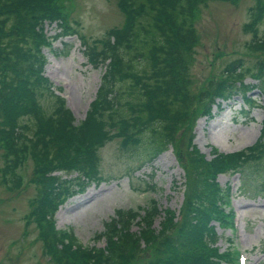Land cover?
I'll return each instance as SVG.
<instances>
[{
  "label": "trees",
  "instance_id": "1",
  "mask_svg": "<svg viewBox=\"0 0 264 264\" xmlns=\"http://www.w3.org/2000/svg\"><path fill=\"white\" fill-rule=\"evenodd\" d=\"M119 1L126 12L123 26L108 31L98 52L85 44L89 60L108 62L86 118L76 122L65 98L56 93L60 88L44 75L47 58L43 52L51 45L45 21L60 26L51 39L74 35L69 23L73 2L0 0L4 172L14 173L26 157L34 160L35 197L29 216L40 227L43 246L56 264H131L149 245L152 258L147 264H218L227 254L218 253L214 246L220 236L212 223L231 228L235 214L227 211L230 187L220 186L216 178L228 172L243 175L245 169L264 177V117L258 139L246 150L221 153L214 149L210 161L196 149L189 150L188 183L178 216L172 210L162 213L155 201L142 212L119 209L97 234L106 244L96 250L82 245L73 232L54 228L57 207L81 190L84 181L102 179L96 172L97 145L110 135L111 128L118 127L124 136L122 145L138 153L140 168L175 146L177 130L187 124L197 102L207 104L204 114H209L218 98L240 95L250 109L255 105L250 92L257 88L264 95V60L252 72H246L240 61H232L203 90L192 91L189 58L198 44L195 15L200 6L213 0ZM248 20L244 32L251 34V40L246 47L264 52V0H255L248 8ZM246 76L255 83L246 85ZM261 108L264 111V105ZM262 179L259 192L264 195ZM133 221L138 232L131 230Z\"/></svg>",
  "mask_w": 264,
  "mask_h": 264
},
{
  "label": "rangeland",
  "instance_id": "2",
  "mask_svg": "<svg viewBox=\"0 0 264 264\" xmlns=\"http://www.w3.org/2000/svg\"><path fill=\"white\" fill-rule=\"evenodd\" d=\"M71 1L69 23L74 35L49 39L51 45L43 49L47 57L44 74L56 89L60 88L56 93L65 98L66 106L79 122L86 118L107 64L100 59L89 60L85 44L96 51L101 49L108 31L123 26L126 12L119 0ZM254 3L255 0H213L198 8L194 22L198 44L189 58L192 91L203 90L232 61H240L246 72L261 65L264 52L248 50L251 34L244 32L248 8ZM45 27L49 37L60 30L54 22L45 23ZM244 82L249 86L255 83L251 76H246ZM248 96L255 98L253 108L249 109L246 101L236 95L216 99L209 114H204L207 104L197 102L187 124L177 130L175 146L140 168L138 153L122 145L124 136L118 127L111 128L110 135L97 145L96 172L102 179L84 181L81 190L60 204L53 217L54 228L73 232L82 245L96 250L106 244L103 237L97 239V234L119 209L142 212L146 204L155 201L162 213L172 210L178 216L188 183L185 165L189 164V150L196 149L198 155L210 161L214 149L221 153L243 151L258 139L264 95L256 88ZM40 102L45 104L42 99ZM34 163L26 157L14 173H6L0 148V264H56L43 246L40 227L29 216L35 197ZM131 166L136 168L129 170ZM262 178L247 169L243 175L228 172L217 176L220 186L230 187L227 211L236 215L233 228L223 229L212 223L220 236L214 246L218 253L227 254L218 264H264V195L259 192ZM159 221L156 219L153 226L158 228ZM131 230H139L135 221ZM151 251L149 245L131 264H147Z\"/></svg>",
  "mask_w": 264,
  "mask_h": 264
}]
</instances>
